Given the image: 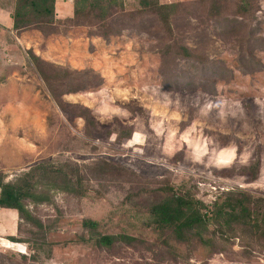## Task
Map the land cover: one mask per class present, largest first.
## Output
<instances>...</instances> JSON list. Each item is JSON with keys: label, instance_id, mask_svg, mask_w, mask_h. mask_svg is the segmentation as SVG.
Listing matches in <instances>:
<instances>
[{"label": "rangeland", "instance_id": "rangeland-1", "mask_svg": "<svg viewBox=\"0 0 264 264\" xmlns=\"http://www.w3.org/2000/svg\"><path fill=\"white\" fill-rule=\"evenodd\" d=\"M139 1L114 0L102 27L112 34L103 38L89 21L68 26L75 0H55L62 23L54 33L14 32V0H0V175L13 181L39 163L68 164L87 194H57L31 208L42 232L4 209L0 264H264V244L245 233L222 240L211 229V249L147 226L166 185L205 205L226 191L264 196V0H253L245 16L238 0H225L220 17L202 0H158L160 15L141 12ZM175 40L200 60L177 56ZM28 51L59 69L91 71L103 84L63 96L59 108L28 67ZM209 64L225 78L205 81ZM188 81L197 89H176ZM256 162L250 180L245 170ZM86 219L101 235L136 242L101 247L82 228Z\"/></svg>", "mask_w": 264, "mask_h": 264}, {"label": "trees", "instance_id": "trees-1", "mask_svg": "<svg viewBox=\"0 0 264 264\" xmlns=\"http://www.w3.org/2000/svg\"><path fill=\"white\" fill-rule=\"evenodd\" d=\"M252 1L238 0L237 14L240 16L249 14ZM114 3V0H75L73 16L67 20L68 26H77L89 21L98 25L101 28V36L107 38L112 32L107 29L109 26L105 21L115 13ZM202 3L207 5L208 13L212 17H220L228 10L225 0H202ZM138 4L141 12L154 15L157 13L160 15V11L165 9L158 0H140ZM55 5V0H14L11 13L12 30L21 32L36 29L54 33L62 23L56 19ZM163 21L166 22V19ZM102 27L107 28L104 30ZM171 47L183 60H200L176 40ZM27 62L28 67L30 66L29 68L43 80L50 97L59 108L63 106L61 102L63 96L93 91L103 84L102 78L91 71L59 69L43 62L31 51L27 52ZM218 71L223 72V69L209 64L202 70L201 76L205 77L208 83L211 80L212 82L223 80L225 75L222 73L220 76ZM175 87L177 90L189 92L197 89L193 81L185 82L182 87L178 85ZM77 116L82 117L87 125L93 126L88 110L79 109ZM124 136L131 137V133H125ZM258 172V162L245 170L250 180H255ZM156 193L159 194L160 200L150 207L147 226L166 237L170 236L179 244L198 243L203 247L215 248L216 243L207 238L211 229L222 240H228L237 233H245L264 244V196L255 197L242 190L226 191L211 205H205L170 185L157 189ZM57 194L81 198L87 195L78 168L68 164L43 162L21 173L13 181H5V177L0 175V210L16 211L19 223L30 224L40 232L44 227L36 220L31 208L49 204ZM81 226L101 247L109 248L114 243L133 246L136 242L135 238L126 235H101L98 232L99 224L92 220H83ZM10 239L16 240L14 237ZM164 244L169 246L167 241Z\"/></svg>", "mask_w": 264, "mask_h": 264}, {"label": "crops", "instance_id": "crops-1", "mask_svg": "<svg viewBox=\"0 0 264 264\" xmlns=\"http://www.w3.org/2000/svg\"><path fill=\"white\" fill-rule=\"evenodd\" d=\"M3 210H4V209H1V210H0V213L3 212ZM6 210H8V209H6ZM8 215H11L13 218H16V215H15L13 212H12V213L9 212Z\"/></svg>", "mask_w": 264, "mask_h": 264}]
</instances>
